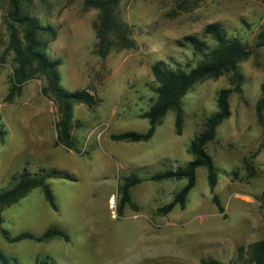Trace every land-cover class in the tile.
Masks as SVG:
<instances>
[{"label": "rangeland", "instance_id": "1", "mask_svg": "<svg viewBox=\"0 0 264 264\" xmlns=\"http://www.w3.org/2000/svg\"><path fill=\"white\" fill-rule=\"evenodd\" d=\"M83 1L30 0L25 8L40 26L55 31L54 38L39 33L38 41L50 60H59L61 87L86 90L95 100L90 107L72 105L71 143L64 146L55 140L54 102L40 93L44 79L35 73L15 80L12 54L6 50L8 0H0V190L9 188L22 170L68 176L45 180L56 211L39 188L2 209L0 253L18 264L36 259L53 264H200L206 258L238 264L237 248L264 239V149L254 116L264 81V48L238 63L240 92L229 94V117L205 145L216 171L214 188L207 186L204 167L196 168L183 208L155 214L185 180L147 178L192 160L188 145L216 110L218 91L232 88L229 75L202 79L185 92L178 136L172 111L145 142H114L108 136L147 130L140 115L155 98L151 65L162 61L186 69L199 60L190 47H177L182 37L196 35L212 45L202 29L215 22L252 49L264 29V0H119L114 16L127 27L133 47L112 46L103 58L95 53L98 11ZM131 173L141 179L129 191L137 210L125 207L118 218L116 186ZM48 227L62 230L68 242L8 243L1 234L40 236Z\"/></svg>", "mask_w": 264, "mask_h": 264}, {"label": "trees", "instance_id": "2", "mask_svg": "<svg viewBox=\"0 0 264 264\" xmlns=\"http://www.w3.org/2000/svg\"><path fill=\"white\" fill-rule=\"evenodd\" d=\"M30 0H8V12L5 18L7 30L6 50L12 54L14 63V77L16 81H23L38 73L44 79V85L40 93L50 98L55 105L57 120L54 124L55 140L57 144L64 146L71 143L72 105L81 103L88 107L95 103L94 97L86 90L68 92L60 85L57 67L58 59H49L42 51L38 41L39 33H46L54 38L55 31L50 27L40 26L36 20L30 18L25 8ZM119 0H84L85 7L98 11V23L96 24L95 38L98 57L107 55L112 46L119 48H132L133 42L127 37V27L119 22L114 16V9ZM21 33V37L19 36ZM202 35H207L212 45L206 44L196 35H187L176 42L177 47L188 46L192 54L199 60L192 67L186 69L172 64L157 61L151 65V75L155 87L152 91L155 95L154 101L148 109L140 115L146 119L148 128L144 133L124 132L111 134L109 140L114 142H145L149 140L167 111L174 113V134L178 136L181 130L182 110L181 99L185 92L196 82L205 78H217L220 75H229V83L232 88L221 89L216 96V110L207 116L202 124V130L194 136L188 145L187 152L192 160L182 168L150 175L149 182H160L165 180H185V184L172 196L170 201L155 209V214L166 215L174 207L183 208L188 192L194 185L195 169L204 167L206 171L207 186L210 191L216 184V171L211 158L205 152V145L212 141L215 136L216 127L229 117L227 98L232 92H240L242 76L238 71V63L258 48H264V29L256 34V40L251 48L246 47L238 38L227 36L225 30L218 23L206 24L202 29ZM264 81L259 87V98L254 104V116L262 133V147L264 149ZM48 178L66 179V174L56 172L29 173L22 170L11 178V186L0 190V214L4 207L17 202L31 189L39 188L45 202L52 211H56L55 205L45 180ZM141 179L135 174L121 177L116 186L115 214L122 217L125 207L136 211L137 207L130 200L129 191L138 185ZM212 204L218 214H222V208L215 196L211 198ZM223 218L224 216L221 215ZM1 223V215H0ZM1 234L6 242L15 243L22 240L32 242H46L53 238L68 242V236L56 227H48L40 236H33L27 232H21L12 238L7 237L4 231ZM236 259L238 264H264V239L253 241L245 248H237ZM0 264H18L15 258L7 257L0 253ZM34 264H53L48 259L34 261ZM200 264H223L217 260L206 258ZM231 264V263H226Z\"/></svg>", "mask_w": 264, "mask_h": 264}, {"label": "crops", "instance_id": "3", "mask_svg": "<svg viewBox=\"0 0 264 264\" xmlns=\"http://www.w3.org/2000/svg\"><path fill=\"white\" fill-rule=\"evenodd\" d=\"M252 242H253V241H252ZM249 243H251V242H249ZM249 243H248V244H249Z\"/></svg>", "mask_w": 264, "mask_h": 264}]
</instances>
